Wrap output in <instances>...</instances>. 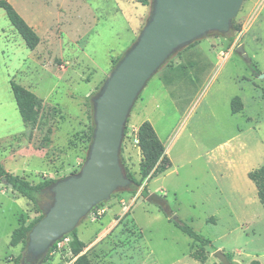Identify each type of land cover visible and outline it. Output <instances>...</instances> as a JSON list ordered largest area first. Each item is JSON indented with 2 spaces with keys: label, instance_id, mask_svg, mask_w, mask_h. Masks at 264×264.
<instances>
[{
  "label": "rangeland",
  "instance_id": "rangeland-1",
  "mask_svg": "<svg viewBox=\"0 0 264 264\" xmlns=\"http://www.w3.org/2000/svg\"><path fill=\"white\" fill-rule=\"evenodd\" d=\"M10 1L39 43L29 50L0 9V162L36 184L79 171L93 130L91 98L135 42L151 0ZM11 79L41 99L34 122H22ZM234 96L242 103L237 113L230 111ZM145 120L164 143L171 167L144 178L136 191L113 193L99 205L100 216L92 210L83 218L75 228L82 252L92 264H221L216 250L232 264L264 263V207L247 177L264 163V0H243L227 35L209 34L182 47L147 81L120 147L137 179L135 128ZM8 188L0 181V264L24 256L25 246L9 245L10 234L39 216L47 195L38 196L36 208ZM142 188L157 198L147 200ZM164 206L210 245L193 242ZM65 238L39 264H70L71 237ZM201 248L204 263L189 255Z\"/></svg>",
  "mask_w": 264,
  "mask_h": 264
},
{
  "label": "water",
  "instance_id": "water-1",
  "mask_svg": "<svg viewBox=\"0 0 264 264\" xmlns=\"http://www.w3.org/2000/svg\"><path fill=\"white\" fill-rule=\"evenodd\" d=\"M242 2L151 0L149 16L135 42L91 98L93 130L85 159L78 172L57 179L46 189L50 202L27 233L20 263L30 257L41 263L50 247L73 231L93 209L113 193L132 189L120 160V147L138 94L177 50L209 34L227 35ZM236 51L247 57L241 46ZM152 197L157 198L149 194L147 200ZM164 209L169 218L179 220L167 206ZM214 256L221 264H232L221 250H216Z\"/></svg>",
  "mask_w": 264,
  "mask_h": 264
},
{
  "label": "trees",
  "instance_id": "trees-1",
  "mask_svg": "<svg viewBox=\"0 0 264 264\" xmlns=\"http://www.w3.org/2000/svg\"><path fill=\"white\" fill-rule=\"evenodd\" d=\"M137 1L142 5H148L150 3V0ZM0 9L4 10L8 21L17 32V34L22 38L25 46L29 50H33L39 43V36L34 28L25 21V19L19 14V12L8 0H0ZM9 85L22 122H34L35 119L33 117V114L39 108L41 99L33 91L15 82L13 79L9 81ZM241 109L242 103L240 98L238 96H234L230 100L231 113H237ZM135 136L137 146L141 154V160L138 169L140 179H137L134 174L127 169L123 159L120 157L122 166L124 167V170L126 172V176L132 184V191H136L141 186L142 180L144 178L151 179L152 177L164 173L171 167V161L166 154L164 143L158 137L155 129L149 121L145 120L138 125ZM89 138L90 140L92 139V131H90ZM247 177L254 183L258 200L264 207V163H262L259 167L248 171ZM56 180L57 179L49 178L39 181L36 184H32L28 180L7 171L0 162V181L5 183L8 187L10 185V188L13 192L18 193V195L28 199L36 208H39L38 196ZM140 194L145 197L149 195L146 188H142ZM38 211L40 212V214L37 218L27 224L20 223L16 228L12 230L9 239L10 246L14 247L19 243L25 246L27 233L29 232L33 224L42 216V209ZM174 223L186 235H188L193 242H198L201 246L210 245V240L197 233L188 223L183 222L180 219L177 222L174 221ZM67 236L71 237L70 252L72 254L73 260L70 264H92L87 254L85 252H82L84 243L77 237L75 229L69 234L65 235L63 238ZM55 247L56 243H54L50 247L49 252H51ZM189 255L201 263L205 262L206 256L202 248L198 252L190 251ZM21 257L22 254H19L17 257H15L14 264H19ZM47 258L48 256L44 257L42 262L47 260ZM35 261H38V259L36 258ZM27 262L29 263V261ZM249 264L264 263L253 259L249 262Z\"/></svg>",
  "mask_w": 264,
  "mask_h": 264
},
{
  "label": "built area",
  "instance_id": "built-area-1",
  "mask_svg": "<svg viewBox=\"0 0 264 264\" xmlns=\"http://www.w3.org/2000/svg\"><path fill=\"white\" fill-rule=\"evenodd\" d=\"M92 212L94 213V216L96 217V216H100V215L103 213V210L100 209V207L98 206V207H96L95 209H93ZM95 217H94V218H95ZM65 240H66V238H63V239L58 240V241L56 242V245H57L58 247H60L61 245H63V242H64Z\"/></svg>",
  "mask_w": 264,
  "mask_h": 264
},
{
  "label": "flooded vegetation",
  "instance_id": "flooded-vegetation-1",
  "mask_svg": "<svg viewBox=\"0 0 264 264\" xmlns=\"http://www.w3.org/2000/svg\"><path fill=\"white\" fill-rule=\"evenodd\" d=\"M45 193H47V195H46V200H45V206L44 207H46L48 205V203L50 202V195L48 194V192L46 190H45ZM35 260H36V258L30 257V258H25L22 261H23L24 264L25 263L29 264L30 262L28 263L27 261L35 262Z\"/></svg>",
  "mask_w": 264,
  "mask_h": 264
},
{
  "label": "crops",
  "instance_id": "crops-1",
  "mask_svg": "<svg viewBox=\"0 0 264 264\" xmlns=\"http://www.w3.org/2000/svg\"><path fill=\"white\" fill-rule=\"evenodd\" d=\"M13 6H14V4L10 1V0H8ZM14 8H15V6H14ZM16 9V8H15ZM17 10V9H16ZM20 14V13H19ZM21 15V14H20ZM22 16V15H21ZM118 16L119 17H123V20H124V24L127 22V20H126V16L124 15V13L121 11L120 12V15L118 14ZM26 21V20H25ZM27 22V21H26ZM123 24V25H124ZM30 25V24H29ZM33 27V26H32ZM152 126H153V124H152ZM154 127V126H153ZM136 129L137 128H135V133H136ZM165 151H166V149H165ZM8 189H11L10 187L8 188Z\"/></svg>",
  "mask_w": 264,
  "mask_h": 264
}]
</instances>
